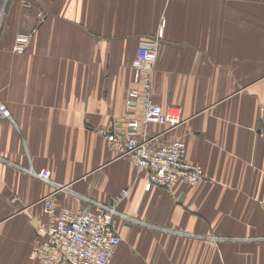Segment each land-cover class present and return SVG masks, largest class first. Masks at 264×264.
I'll return each mask as SVG.
<instances>
[{"label": "crops", "instance_id": "crops-1", "mask_svg": "<svg viewBox=\"0 0 264 264\" xmlns=\"http://www.w3.org/2000/svg\"><path fill=\"white\" fill-rule=\"evenodd\" d=\"M154 38L151 95L182 121L146 136L183 141L195 184L145 189L148 170L96 132L125 128L132 62ZM0 103V264H39L54 189L59 206L92 210L128 190L109 264H264V0H0ZM41 168L51 181L26 171Z\"/></svg>", "mask_w": 264, "mask_h": 264}, {"label": "built area", "instance_id": "built-area-1", "mask_svg": "<svg viewBox=\"0 0 264 264\" xmlns=\"http://www.w3.org/2000/svg\"><path fill=\"white\" fill-rule=\"evenodd\" d=\"M30 7V0H23ZM29 35L19 34L13 44L14 52L21 53L29 42ZM158 40L140 41L132 62L134 79L139 89H130L124 112V129L116 127L96 128V132L108 140L112 149L120 155L130 154L132 164L148 170L145 189L152 186L170 188L176 181L191 184L200 181L203 168L186 160V145L181 140L158 142L156 135L146 136L148 124L155 123L172 128L181 123L180 112L163 107L151 95V75L157 57ZM140 102L141 114L130 115ZM0 115L8 117L9 109L0 103ZM117 125V123H114ZM259 135L264 136V129ZM33 176L51 181L46 168L26 170ZM128 193L122 189L115 202L99 204L96 210L72 209L59 206L55 189L41 199L44 217L35 225L36 239L30 255L39 264H109L120 242L115 230L118 216L116 204Z\"/></svg>", "mask_w": 264, "mask_h": 264}]
</instances>
